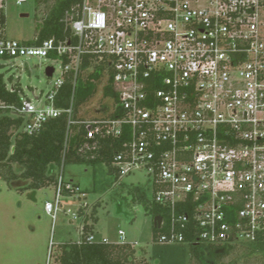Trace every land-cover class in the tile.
<instances>
[{
  "label": "built area",
  "instance_id": "obj_1",
  "mask_svg": "<svg viewBox=\"0 0 264 264\" xmlns=\"http://www.w3.org/2000/svg\"><path fill=\"white\" fill-rule=\"evenodd\" d=\"M63 22L69 31L63 39L25 44L0 36L4 60L60 62L61 74L43 97L33 92L19 105L0 103L23 117L21 130L29 135L67 114L53 197L44 202L51 223L66 201H79L75 211L65 209L69 222L87 207L85 192L64 179L76 124L92 148L97 138L125 135L111 164L118 177L147 174L153 201L167 214L159 241L184 243V231L195 232L194 243L264 239V0H81ZM85 55L86 71L102 65V97L110 105L107 116L75 120L73 96L66 108L55 97L67 75L73 86L83 76ZM109 82L115 100L103 94ZM119 237L124 241L123 231ZM53 246L50 240L45 264Z\"/></svg>",
  "mask_w": 264,
  "mask_h": 264
},
{
  "label": "rangeland",
  "instance_id": "obj_2",
  "mask_svg": "<svg viewBox=\"0 0 264 264\" xmlns=\"http://www.w3.org/2000/svg\"><path fill=\"white\" fill-rule=\"evenodd\" d=\"M4 9L7 37L29 41L36 35L42 8L35 0L21 4L5 0ZM47 66L55 69L52 76L46 75ZM0 73L5 83L18 85L26 96L33 97L34 92L43 97L60 76L61 69L59 61L44 57L0 58ZM102 83V80L97 82L96 92L79 108V116H83L80 118L107 116L104 110L110 100L102 97ZM14 168L18 171L17 166ZM64 179H72L85 192L84 214H89L95 204V219L87 221L92 224L95 240L119 242V232L123 231L124 241L133 244L136 256L143 257L146 264H190L188 243L162 242L157 239L158 232L153 233L154 194L145 171L134 170L118 177L103 162L89 165L66 161ZM23 184L22 180L8 184L0 178V264H45L50 240L54 243L51 264H57L54 259L57 245L81 238L84 214L69 222L71 216L65 212L66 207L75 211L79 201L64 202L65 208L62 207L52 224L44 202L52 200L53 186L19 189ZM257 257L255 264H264V248Z\"/></svg>",
  "mask_w": 264,
  "mask_h": 264
},
{
  "label": "trees",
  "instance_id": "obj_3",
  "mask_svg": "<svg viewBox=\"0 0 264 264\" xmlns=\"http://www.w3.org/2000/svg\"><path fill=\"white\" fill-rule=\"evenodd\" d=\"M42 8L40 26L34 37L25 44H39L48 38L63 39L69 35L65 29L63 17L65 12L75 11L81 0H35ZM5 0L0 7V36L5 35L6 15ZM90 65L87 55L83 56V76H78L73 86L72 78L66 76L61 88L55 97L57 107L66 108L73 96V118L80 119L78 110L96 92L97 82L102 80V65H95L93 71L87 72ZM104 95H111L115 100V93L110 82L103 88ZM23 90L14 84V90H9L0 73V103L5 105H19ZM115 117L117 113L110 114ZM23 117L12 115L8 108L0 106V178L6 183L22 180L23 186L19 189L36 190L53 185L56 181V170L61 162L62 150L67 130V114L61 113L58 117L47 120L42 128L34 134H26L21 130ZM71 134L68 139V157L66 161L95 164L103 162L109 172L116 169L112 166L114 152L120 148L121 138H97L96 146L92 148L93 140H86L85 129L82 125H71ZM87 143V146L85 145ZM12 146L14 147L11 150ZM14 166L18 167V171ZM90 213L84 214L81 238L76 242H64L57 245L54 257L57 264H146L143 257L136 256V250L130 242H109L105 240L88 241V234H92L93 227L87 221L94 218L95 204ZM235 212V208L231 209ZM153 216L166 217V210L160 205L151 203ZM163 227L153 226L154 235L163 232ZM195 232L184 231V242L191 249L190 264H255L257 254L264 248V239L254 242H227L223 244L194 243ZM230 257V258H229ZM228 262H225V259ZM239 261V262H238Z\"/></svg>",
  "mask_w": 264,
  "mask_h": 264
},
{
  "label": "water",
  "instance_id": "obj_4",
  "mask_svg": "<svg viewBox=\"0 0 264 264\" xmlns=\"http://www.w3.org/2000/svg\"><path fill=\"white\" fill-rule=\"evenodd\" d=\"M21 15H26V14H21ZM45 73H46L47 76H51L52 73H53V67L52 66H47L45 68ZM13 149H14V147L12 146L11 150H13ZM161 221H162V216L161 215L154 216V218H153V226H155L157 228H160Z\"/></svg>",
  "mask_w": 264,
  "mask_h": 264
},
{
  "label": "crops",
  "instance_id": "obj_5",
  "mask_svg": "<svg viewBox=\"0 0 264 264\" xmlns=\"http://www.w3.org/2000/svg\"><path fill=\"white\" fill-rule=\"evenodd\" d=\"M83 218V217H82ZM83 225V224H82Z\"/></svg>",
  "mask_w": 264,
  "mask_h": 264
}]
</instances>
